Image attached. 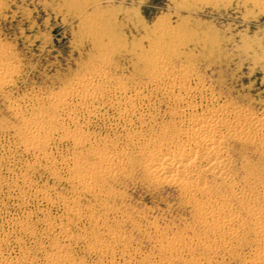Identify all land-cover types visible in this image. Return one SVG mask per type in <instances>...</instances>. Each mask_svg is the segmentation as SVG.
Masks as SVG:
<instances>
[{
    "label": "rangeland",
    "instance_id": "374dc122",
    "mask_svg": "<svg viewBox=\"0 0 264 264\" xmlns=\"http://www.w3.org/2000/svg\"><path fill=\"white\" fill-rule=\"evenodd\" d=\"M0 60V260L264 264V0H0ZM215 110L223 173H157Z\"/></svg>",
    "mask_w": 264,
    "mask_h": 264
},
{
    "label": "bare ground",
    "instance_id": "6f19581e",
    "mask_svg": "<svg viewBox=\"0 0 264 264\" xmlns=\"http://www.w3.org/2000/svg\"><path fill=\"white\" fill-rule=\"evenodd\" d=\"M6 72H7V65L0 60V81H7L9 79V77L7 76L8 73ZM85 84L87 83L83 82L81 85L85 86ZM69 96H72V93H70ZM191 109L193 110L192 107ZM232 115L235 114L234 113L232 114L230 112H220L218 110H215L214 112L200 114L193 118L190 116L189 118L192 119H191V126L188 130V134L197 143L196 144L197 148L196 149L183 148L181 150L178 149L177 152L169 155L163 154L159 158H156L154 162L151 164V166H154L155 171L159 174H173L175 176H180L181 178H184L183 183L186 186L190 184L199 183V180L201 179V176L204 171L223 173V168H224L223 156L225 149L223 150L224 140L220 128L222 126H225L226 128L232 126L231 123L233 121L230 119V116ZM17 194L18 196H21L24 200L25 198L31 197L30 194L28 195L27 193L22 194L21 190L17 191ZM33 195H35V193H33ZM38 197H40V195H38L37 198ZM257 223L258 226H260V228H263L264 230V214L259 215ZM56 225H58L62 234L67 232V224L60 221V222H56ZM260 257L264 258V251L260 254ZM20 260L8 261L2 259L0 260V264H38L35 260L27 259L26 257ZM259 262L260 261H257L255 262V264H259ZM106 264H123V263H120L117 260V261L108 262ZM124 264H128V263H124Z\"/></svg>",
    "mask_w": 264,
    "mask_h": 264
}]
</instances>
